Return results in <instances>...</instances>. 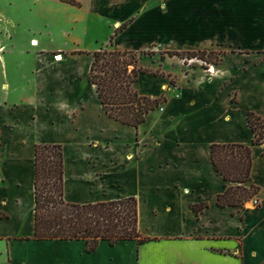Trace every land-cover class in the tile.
Returning a JSON list of instances; mask_svg holds the SVG:
<instances>
[{"label": "crops", "instance_id": "obj_1", "mask_svg": "<svg viewBox=\"0 0 264 264\" xmlns=\"http://www.w3.org/2000/svg\"><path fill=\"white\" fill-rule=\"evenodd\" d=\"M53 1L87 14L105 31L92 51L51 47L42 53L48 64L79 55L89 59V72L94 53L108 45L118 51L175 52L178 44L194 43L179 39L181 28L200 29L203 49L224 56L212 65L216 75L208 69L179 72L176 84L167 80L169 74L141 75L139 95L166 101L135 128L110 118L89 83L93 100L77 97V88L71 81L64 85L60 74L24 76L22 85L2 81L0 54V264H264V144L252 150L258 207L252 201L246 209L219 207L226 183L211 161L213 144H252L249 113L264 119V0ZM143 81L147 88L139 87ZM12 91L26 95L11 99ZM22 102L34 107L20 124L6 115ZM40 119L42 132L18 134ZM37 144L62 145L66 202L134 197L139 230L154 241L113 247L102 242L87 253L82 241L36 240ZM201 204L207 207L197 213L194 206ZM109 251L117 255L110 263L93 260Z\"/></svg>", "mask_w": 264, "mask_h": 264}, {"label": "trees", "instance_id": "obj_2", "mask_svg": "<svg viewBox=\"0 0 264 264\" xmlns=\"http://www.w3.org/2000/svg\"><path fill=\"white\" fill-rule=\"evenodd\" d=\"M118 33V31H117ZM115 36L111 37L112 43ZM188 56L205 52H186ZM180 52H166L169 57H180ZM145 52L101 49L94 53V60L87 76L95 86L105 113L122 124L139 128L148 114L164 103L165 99H152L139 95L136 85L143 74L159 75L140 65ZM221 58H219V57ZM215 65L222 57L217 54ZM219 58V59H218ZM254 133L250 145L213 144L211 161L223 177L226 190L218 196L219 207L246 209L247 203L260 192L252 184V150L264 144V119L254 113L247 116ZM65 162L62 145L37 144L35 146L34 182V238L40 241H82L87 253L95 252L102 242L111 247L120 242L137 241L139 245L154 241L144 237L138 225V202L134 197L95 204H72L64 199ZM207 206L195 205L200 213Z\"/></svg>", "mask_w": 264, "mask_h": 264}, {"label": "rangeland", "instance_id": "obj_3", "mask_svg": "<svg viewBox=\"0 0 264 264\" xmlns=\"http://www.w3.org/2000/svg\"><path fill=\"white\" fill-rule=\"evenodd\" d=\"M75 18L79 21L74 24L72 21ZM104 31V25L100 22L95 24L87 14L73 11L53 0H0V54L3 57L1 65L4 68L2 81L8 79L10 83H13L17 80L18 84L22 85V82L27 81L24 76H43L47 73L54 77L60 74L67 82L64 85L71 81L75 89L77 88L75 91L77 97L82 100H93L86 76L89 73V59L77 55L62 63L48 64L44 61L42 53L47 54L51 47H60L65 53L78 52L80 49L92 51L97 47L96 36L102 35ZM178 31L179 39L192 40L194 43L178 44L175 52L182 54L205 52L204 60L206 61L201 60L199 55L193 57L185 54L180 57H169L166 55L167 51L158 49L144 51L146 55L140 62L143 68L154 73L158 72L161 77H167L166 75L169 74L167 80L172 84H176L177 73L200 74L211 65H215L217 54L220 56L223 54L221 51L208 52L203 49L200 43V29L181 28ZM31 39L33 40L30 41ZM36 40L38 42L35 44ZM103 49L111 50L110 45ZM143 86L147 88L146 81L139 85L140 88ZM163 89L166 90V86ZM11 94H13L10 96L11 99L13 97L19 99L26 95L15 94V91ZM92 95L95 96L94 93ZM21 106L20 109H14L6 116L16 119L20 124L27 123V114L33 111L34 106H30L28 102H22ZM26 107L29 108L26 109ZM1 111L3 110L0 108V118H3ZM24 113L26 116L23 118ZM43 123L45 124L44 120L40 119L35 124H30V127L19 128L18 134L42 132ZM55 131L58 132L57 129ZM116 256L115 252L109 251L94 255L93 260L98 263L101 261L110 263V260L116 259Z\"/></svg>", "mask_w": 264, "mask_h": 264}, {"label": "built area", "instance_id": "obj_4", "mask_svg": "<svg viewBox=\"0 0 264 264\" xmlns=\"http://www.w3.org/2000/svg\"><path fill=\"white\" fill-rule=\"evenodd\" d=\"M209 73H211L212 75H216L217 74V71H215V67L214 66H210L209 67V69L207 70ZM252 203H253V206L254 207H258V206H260V202L256 199V198H254L253 200H252Z\"/></svg>", "mask_w": 264, "mask_h": 264}, {"label": "bare ground", "instance_id": "obj_5", "mask_svg": "<svg viewBox=\"0 0 264 264\" xmlns=\"http://www.w3.org/2000/svg\"><path fill=\"white\" fill-rule=\"evenodd\" d=\"M60 56H58L56 59L58 60Z\"/></svg>", "mask_w": 264, "mask_h": 264}]
</instances>
